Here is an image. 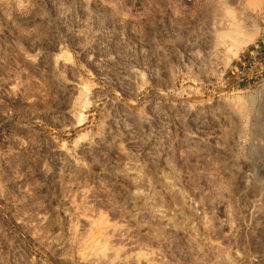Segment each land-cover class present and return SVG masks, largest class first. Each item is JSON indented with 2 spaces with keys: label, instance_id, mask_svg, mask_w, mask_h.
<instances>
[{
  "label": "rangeland",
  "instance_id": "374dc122",
  "mask_svg": "<svg viewBox=\"0 0 264 264\" xmlns=\"http://www.w3.org/2000/svg\"><path fill=\"white\" fill-rule=\"evenodd\" d=\"M264 0H0V264H264Z\"/></svg>",
  "mask_w": 264,
  "mask_h": 264
},
{
  "label": "built area",
  "instance_id": "2783aa9c",
  "mask_svg": "<svg viewBox=\"0 0 264 264\" xmlns=\"http://www.w3.org/2000/svg\"><path fill=\"white\" fill-rule=\"evenodd\" d=\"M260 43H262V45H264V42L263 41H261Z\"/></svg>",
  "mask_w": 264,
  "mask_h": 264
}]
</instances>
